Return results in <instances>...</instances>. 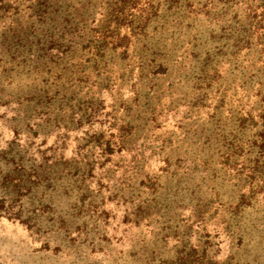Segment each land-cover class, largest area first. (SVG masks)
I'll return each instance as SVG.
<instances>
[{"label": "rangeland", "instance_id": "374dc122", "mask_svg": "<svg viewBox=\"0 0 264 264\" xmlns=\"http://www.w3.org/2000/svg\"><path fill=\"white\" fill-rule=\"evenodd\" d=\"M0 264H264V0H0Z\"/></svg>", "mask_w": 264, "mask_h": 264}, {"label": "trees", "instance_id": "16d2710c", "mask_svg": "<svg viewBox=\"0 0 264 264\" xmlns=\"http://www.w3.org/2000/svg\"><path fill=\"white\" fill-rule=\"evenodd\" d=\"M17 30H18V31H21V30H19V27H17L16 29H14V31H17ZM14 34H16V33H14Z\"/></svg>", "mask_w": 264, "mask_h": 264}]
</instances>
